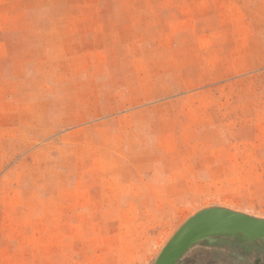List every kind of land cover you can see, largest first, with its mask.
I'll return each mask as SVG.
<instances>
[{
    "label": "rangeland",
    "instance_id": "374dc122",
    "mask_svg": "<svg viewBox=\"0 0 264 264\" xmlns=\"http://www.w3.org/2000/svg\"><path fill=\"white\" fill-rule=\"evenodd\" d=\"M211 208L264 220V0H0V264H155ZM210 247L264 264H174Z\"/></svg>",
    "mask_w": 264,
    "mask_h": 264
},
{
    "label": "water",
    "instance_id": "95a60500",
    "mask_svg": "<svg viewBox=\"0 0 264 264\" xmlns=\"http://www.w3.org/2000/svg\"><path fill=\"white\" fill-rule=\"evenodd\" d=\"M242 233L264 239V220L222 208L198 212L188 219L161 251L155 264H174L195 242L212 236Z\"/></svg>",
    "mask_w": 264,
    "mask_h": 264
},
{
    "label": "crops",
    "instance_id": "0c3cea01",
    "mask_svg": "<svg viewBox=\"0 0 264 264\" xmlns=\"http://www.w3.org/2000/svg\"><path fill=\"white\" fill-rule=\"evenodd\" d=\"M215 245V244H214ZM219 250V248H215V247H210L208 248V258L207 260H202L200 264H228L226 259L225 260H222L220 259V257L218 256V254L220 256H223L222 252H218V254L216 253L217 251ZM212 253H216L217 254V260H214L211 256ZM225 257V256H224ZM205 259V258H204ZM223 262H222V261ZM187 264V263H185Z\"/></svg>",
    "mask_w": 264,
    "mask_h": 264
}]
</instances>
